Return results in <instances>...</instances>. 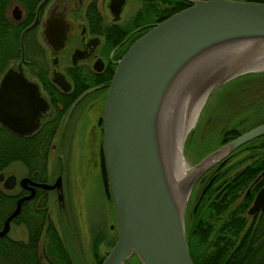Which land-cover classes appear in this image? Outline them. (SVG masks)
<instances>
[{
    "label": "water",
    "instance_id": "water-1",
    "mask_svg": "<svg viewBox=\"0 0 264 264\" xmlns=\"http://www.w3.org/2000/svg\"><path fill=\"white\" fill-rule=\"evenodd\" d=\"M122 1L112 2L114 19ZM185 1L188 5L154 22L130 43L116 60L107 85L100 118L98 169L103 192L113 209L115 240L100 264H123L130 255L140 264H193L182 215L191 186L216 161L264 134L262 121L198 159L189 167L182 201V194L171 184L167 166L162 126L167 104L181 85L198 74H202L201 80L196 83L206 87V97L212 88L234 75L262 68L253 65L264 56L263 1ZM11 14L13 19L19 18L17 4ZM48 22L45 38L49 43L52 38L57 48L64 38L63 29L60 21L52 18ZM48 109L37 84L23 74L20 61L7 66L0 75V123L17 135H28ZM260 174L264 175V169ZM2 178L0 172V181ZM13 181L14 174L9 173L1 186L9 189ZM19 183L28 192L15 199L2 220L0 236L7 232L20 203L33 196L34 186L58 190L60 175L51 183L21 176ZM56 197L60 199L61 194L57 192ZM263 208L264 183L246 212Z\"/></svg>",
    "mask_w": 264,
    "mask_h": 264
},
{
    "label": "rangeland",
    "instance_id": "rangeland-1",
    "mask_svg": "<svg viewBox=\"0 0 264 264\" xmlns=\"http://www.w3.org/2000/svg\"><path fill=\"white\" fill-rule=\"evenodd\" d=\"M102 1L106 0H101L100 3ZM131 2L133 1L126 0L122 4L119 19L124 20L129 17L132 9L127 7ZM133 4L137 6L136 1ZM12 7L13 5L7 10L10 17H12ZM24 43L26 44L25 39ZM17 62L18 59L8 62L0 75L7 66L15 65ZM227 80L212 88L206 95L199 108V111L202 110L198 111L191 129L189 128L185 134L180 152L188 167L222 142L237 135L221 142L224 130L233 129L239 134L264 121V68L246 71ZM77 110L72 114L66 132L58 136L57 130L53 135L47 152L46 172L42 176L43 179L34 180L51 183L56 175H60V189L56 190L61 194L60 199H57L54 188H43L47 197V212L61 232L63 242L68 244L75 264H97L92 257L94 255L95 259L97 256L104 257L115 240V220L111 201L104 194L99 177L98 151L101 139L84 130L86 123L91 125L95 122L97 112H90L85 118L82 116L81 106ZM235 150L236 148L214 163L216 165L220 163L218 170L227 167V175H231L264 152L263 147L243 148L233 154ZM24 171L23 164L15 161L2 172L20 176ZM256 175L260 182L262 175L260 172ZM200 176L191 186L184 203L182 213L184 234L190 219L195 215V206L200 203V197L205 202L202 203L203 206L211 200L209 192H206L208 188L210 190V185L208 186L207 180L202 181ZM263 183L264 181L259 183L257 189ZM0 188L6 192H13V189L3 188L1 182ZM239 198L241 194L228 206H233ZM250 203L251 201L247 207ZM12 218L7 232L0 237L7 234L8 237L17 240L24 239L25 230L22 223H17ZM0 264H3L1 260ZM123 264H140V262L135 255H130Z\"/></svg>",
    "mask_w": 264,
    "mask_h": 264
},
{
    "label": "trees",
    "instance_id": "trees-1",
    "mask_svg": "<svg viewBox=\"0 0 264 264\" xmlns=\"http://www.w3.org/2000/svg\"><path fill=\"white\" fill-rule=\"evenodd\" d=\"M38 1L0 0V72L8 62L18 59V34L25 24L24 21L11 19L7 14L8 8L17 3L27 12ZM147 2L144 1V6ZM186 5L188 2L185 0H160L156 20ZM145 12L147 15L146 7ZM57 124L56 119L46 120L33 133L22 136L0 124V171L16 161L23 164L24 173L29 177L43 179L49 143ZM236 134L238 132L233 129L224 130L221 142ZM253 147L264 148V134L240 145L233 154ZM262 168L264 152L219 181L215 196L205 206L200 197V203L195 206L196 209L194 207L195 215L185 228L187 249L193 264H264V208L252 214L246 213L253 192L264 181V177L260 182L253 180ZM211 186L210 190H206L209 195L214 192ZM240 194L238 202L227 207ZM14 197L11 192L0 188V224L12 209ZM46 200L45 189L39 187L33 197L21 203L19 212L12 220L22 223L25 236L15 241L0 237V260L3 264H75L68 244L63 242L61 232L47 212ZM102 258L97 256L94 260L100 264Z\"/></svg>",
    "mask_w": 264,
    "mask_h": 264
},
{
    "label": "flooded vegetation",
    "instance_id": "flooded-vegetation-1",
    "mask_svg": "<svg viewBox=\"0 0 264 264\" xmlns=\"http://www.w3.org/2000/svg\"><path fill=\"white\" fill-rule=\"evenodd\" d=\"M100 1L39 0L33 9L27 12L17 4L20 14L15 21L25 22L18 34V61L21 63L22 72L37 84L40 95L49 105V109L40 117L37 128L46 120L56 119L58 124L54 134L58 130L57 134L60 136L66 132L72 114L81 106L82 116L85 118L90 112H97L95 122L91 125L86 123L84 130L101 139L100 118L116 60L134 39L158 21L156 18L159 15L160 0H148L145 6V0H132L136 1L137 6L133 2L128 5L127 8L132 11L124 20L119 19V12L126 0L122 1L118 17L115 19L110 8L113 0L102 3ZM52 18L54 22L60 21L64 32L62 44L57 48L53 46L54 40L51 38L49 43L44 35L48 21ZM218 164H214L200 176L202 181L207 180L208 186L212 184L214 192L209 195L211 198L215 196L216 185L228 173L227 167L218 170L220 163ZM6 175L3 173V178ZM21 176L29 177L25 173L20 176L14 174L13 184L9 188L13 189L11 193L15 196L14 202L18 196L28 192V189L19 183ZM257 177L258 175H255L253 180H257ZM37 188L39 186H34V194ZM55 192L57 193L56 189ZM92 259H95V255Z\"/></svg>",
    "mask_w": 264,
    "mask_h": 264
},
{
    "label": "bare ground",
    "instance_id": "bare-ground-1",
    "mask_svg": "<svg viewBox=\"0 0 264 264\" xmlns=\"http://www.w3.org/2000/svg\"><path fill=\"white\" fill-rule=\"evenodd\" d=\"M254 63L253 67L264 68V56ZM201 75L198 74L193 81L187 80L184 85H181L174 99L167 104L166 116L164 121H162L165 133L164 146L171 184L178 193L182 194V201L186 197V192H183V189H186L190 169L181 156L180 146L186 132L194 123L197 113L202 110L199 111V108L207 89L205 86L200 87L196 83L201 80Z\"/></svg>",
    "mask_w": 264,
    "mask_h": 264
}]
</instances>
